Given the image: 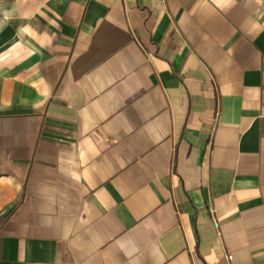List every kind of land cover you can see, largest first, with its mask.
<instances>
[{"label": "crops", "instance_id": "crops-1", "mask_svg": "<svg viewBox=\"0 0 264 264\" xmlns=\"http://www.w3.org/2000/svg\"><path fill=\"white\" fill-rule=\"evenodd\" d=\"M0 264H264V0H0Z\"/></svg>", "mask_w": 264, "mask_h": 264}, {"label": "built area", "instance_id": "built-area-1", "mask_svg": "<svg viewBox=\"0 0 264 264\" xmlns=\"http://www.w3.org/2000/svg\"><path fill=\"white\" fill-rule=\"evenodd\" d=\"M213 221V224H214V226H216V222L214 221V220H212ZM229 259V257H227V260Z\"/></svg>", "mask_w": 264, "mask_h": 264}]
</instances>
